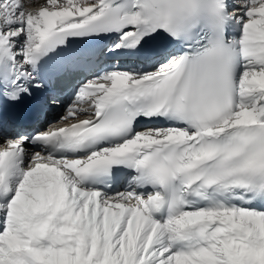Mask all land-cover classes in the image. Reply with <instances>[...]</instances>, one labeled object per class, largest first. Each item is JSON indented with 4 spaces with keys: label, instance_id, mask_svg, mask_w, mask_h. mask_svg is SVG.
<instances>
[{
    "label": "snow or ice",
    "instance_id": "6c2138e0",
    "mask_svg": "<svg viewBox=\"0 0 264 264\" xmlns=\"http://www.w3.org/2000/svg\"><path fill=\"white\" fill-rule=\"evenodd\" d=\"M0 264H264V0H0Z\"/></svg>",
    "mask_w": 264,
    "mask_h": 264
}]
</instances>
